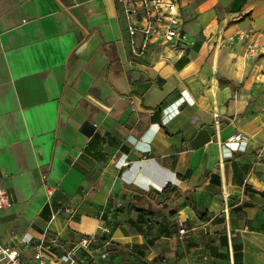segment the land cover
<instances>
[{
	"label": "crops",
	"instance_id": "crops-1",
	"mask_svg": "<svg viewBox=\"0 0 264 264\" xmlns=\"http://www.w3.org/2000/svg\"><path fill=\"white\" fill-rule=\"evenodd\" d=\"M178 5L182 42L141 58L114 0H0L1 246L264 264V0ZM168 184L188 196L167 209L122 193Z\"/></svg>",
	"mask_w": 264,
	"mask_h": 264
},
{
	"label": "built area",
	"instance_id": "built-area-1",
	"mask_svg": "<svg viewBox=\"0 0 264 264\" xmlns=\"http://www.w3.org/2000/svg\"><path fill=\"white\" fill-rule=\"evenodd\" d=\"M114 2L127 20L125 31L128 36L129 56L142 58L152 45L174 47L184 39L178 0H114ZM214 117L217 118L216 115ZM9 201L6 191L0 188V210ZM176 227L178 236L186 235L183 221L178 219ZM10 242L7 245H0V264H76L77 261L72 256L73 251L81 246L93 256L91 247L95 238H81L73 249L63 250L60 255L53 254L57 248L62 250L56 237L43 235L34 240L14 236ZM19 245L29 249L33 263L23 261Z\"/></svg>",
	"mask_w": 264,
	"mask_h": 264
},
{
	"label": "trees",
	"instance_id": "trees-1",
	"mask_svg": "<svg viewBox=\"0 0 264 264\" xmlns=\"http://www.w3.org/2000/svg\"><path fill=\"white\" fill-rule=\"evenodd\" d=\"M122 193L123 196H129L130 201H132L133 203L142 205L146 202L150 206L160 209H167L175 200L182 197L183 195L188 196L187 193L184 192V190L169 184L166 185L161 191H157V190L144 191L140 188H137L134 185L131 186L123 185ZM115 255H116L115 248H111L108 251V257L113 258Z\"/></svg>",
	"mask_w": 264,
	"mask_h": 264
},
{
	"label": "water",
	"instance_id": "water-1",
	"mask_svg": "<svg viewBox=\"0 0 264 264\" xmlns=\"http://www.w3.org/2000/svg\"><path fill=\"white\" fill-rule=\"evenodd\" d=\"M73 258L79 264H91L93 262L94 257L90 252L84 249L81 246H78L72 253Z\"/></svg>",
	"mask_w": 264,
	"mask_h": 264
},
{
	"label": "rangeland",
	"instance_id": "rangeland-1",
	"mask_svg": "<svg viewBox=\"0 0 264 264\" xmlns=\"http://www.w3.org/2000/svg\"><path fill=\"white\" fill-rule=\"evenodd\" d=\"M95 259L97 260V263H99V264L103 261L102 258H101V254H99V253L94 255V260Z\"/></svg>",
	"mask_w": 264,
	"mask_h": 264
}]
</instances>
